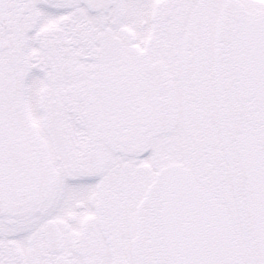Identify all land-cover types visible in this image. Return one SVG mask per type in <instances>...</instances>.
I'll return each mask as SVG.
<instances>
[{
  "label": "snow or ice",
  "instance_id": "6c2138e0",
  "mask_svg": "<svg viewBox=\"0 0 264 264\" xmlns=\"http://www.w3.org/2000/svg\"><path fill=\"white\" fill-rule=\"evenodd\" d=\"M0 264H264V0H0Z\"/></svg>",
  "mask_w": 264,
  "mask_h": 264
}]
</instances>
